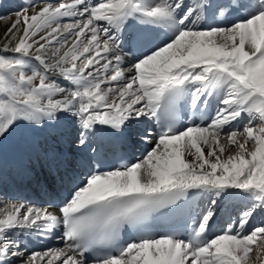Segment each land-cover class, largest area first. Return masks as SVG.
<instances>
[{
    "label": "snow or ice",
    "instance_id": "6c2138e0",
    "mask_svg": "<svg viewBox=\"0 0 264 264\" xmlns=\"http://www.w3.org/2000/svg\"><path fill=\"white\" fill-rule=\"evenodd\" d=\"M0 20V144L70 185L0 201V264H264V0H43ZM182 108L207 119L177 127ZM197 195L191 231L156 230ZM25 232L63 247L28 251Z\"/></svg>",
    "mask_w": 264,
    "mask_h": 264
},
{
    "label": "bare ground",
    "instance_id": "6f19581e",
    "mask_svg": "<svg viewBox=\"0 0 264 264\" xmlns=\"http://www.w3.org/2000/svg\"><path fill=\"white\" fill-rule=\"evenodd\" d=\"M41 4L43 0H0V17H6L20 10L22 6L30 4ZM209 23H222V18L217 17L215 21ZM8 21L0 20V35L3 34L7 27ZM215 108V101H212ZM155 127V126H154ZM46 133H38L37 139L44 142ZM19 137L8 138L0 144V201L3 200H21L26 203L37 206H46V198L53 194L60 179L57 175L51 173L42 161H37L34 156L21 154L16 150L15 145ZM135 135L132 142L126 144L132 148L134 155L140 158L147 147L139 142H135ZM59 150H64L63 145L57 146ZM71 151V148L67 149ZM63 170H61L62 172ZM197 208L199 214L202 209L209 206L207 196L197 195L189 203ZM242 202L235 197L222 199L215 207L216 215L210 221V225L217 226L216 234L221 229L226 228L229 223L234 222L240 215ZM264 218L259 213L253 219L252 223L257 224L260 219ZM24 243L27 244L28 251H43L48 247H63L62 242L54 234L50 238H37L35 234H24Z\"/></svg>",
    "mask_w": 264,
    "mask_h": 264
}]
</instances>
